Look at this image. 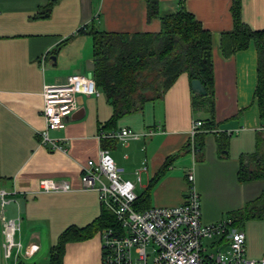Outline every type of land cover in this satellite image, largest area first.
Here are the masks:
<instances>
[{
  "label": "crops",
  "instance_id": "1",
  "mask_svg": "<svg viewBox=\"0 0 264 264\" xmlns=\"http://www.w3.org/2000/svg\"><path fill=\"white\" fill-rule=\"evenodd\" d=\"M161 15L180 8L191 13L212 36L210 59L214 87L216 132L228 136L221 152L217 133H205L199 154L183 151L189 143L193 120L207 114L194 113L192 90L185 73L163 94L145 104L140 113L122 117L114 127L103 126L112 108L98 89V95H76V108L65 127L48 131L50 139L64 150L41 145L44 128L40 115L43 86L63 84L67 76H91L93 26L106 32L157 33L160 20H147L145 0H0V188L8 192L3 209L6 218H19L16 239L21 254L5 259L0 226V264H49L48 252L58 235L69 226L83 227L96 218L101 204L92 190H82L81 168L97 160L102 148L99 130L128 128L136 133L151 130L150 136L109 144L108 153L122 168V178L135 183L134 192L143 197L165 160L173 157L165 172L148 192L145 208L173 207L182 203L190 182L200 197L201 220L205 224L230 220L229 214L254 201L264 189V180H237L239 158L252 153L257 136H264L255 96L257 84L256 45H249L224 57L220 35L233 27L232 0H158ZM52 3L48 17L38 13ZM241 19L252 30L264 31V0H241ZM225 150V151H224ZM141 171L135 182L134 171ZM41 179L69 182V191L43 192ZM141 208V206H140ZM145 210V209H144ZM234 228V226H232ZM245 235L246 256H264V220L245 221L239 228ZM37 245L32 254L25 249ZM204 252L227 250L223 238L204 240ZM100 233L66 245L62 264H101Z\"/></svg>",
  "mask_w": 264,
  "mask_h": 264
},
{
  "label": "trees",
  "instance_id": "2",
  "mask_svg": "<svg viewBox=\"0 0 264 264\" xmlns=\"http://www.w3.org/2000/svg\"><path fill=\"white\" fill-rule=\"evenodd\" d=\"M147 20L158 18L160 31L157 33H120L99 30L96 26L89 29L92 38V60L94 64L92 77L96 87L108 100L112 115L103 126L114 127L124 116L140 113L148 102L160 99L172 86L177 77L185 73L189 82L196 79L206 90L205 96L194 93L191 107L194 113L202 111L207 114L201 130L194 137L195 154L202 150V138L205 133H217L214 118V87L212 66L204 60L211 51L212 36L195 17L183 7L179 10L161 15L158 0H145ZM52 3L46 4L40 18L48 17ZM230 11L233 27L223 32L219 39L222 56L228 57L245 49L250 42L257 50V84L255 96L259 107L260 119L264 125V31L252 30L241 19V0H232ZM218 148L221 152L228 146V136L218 134ZM114 139H102V148ZM183 151L190 152L189 143ZM225 151V150H224ZM173 157L165 160L160 170L151 180L143 197L136 199V210H144L148 192L170 165ZM264 180V136H257L252 153L242 154L239 158L237 180L240 182ZM141 206V208H140ZM230 224L239 228L245 221L264 220V189L260 196L245 204L240 210L229 214ZM105 228H117L114 216L103 207L100 214L83 227L69 226L57 237L48 252L49 264H62L65 247L70 242L91 238Z\"/></svg>",
  "mask_w": 264,
  "mask_h": 264
},
{
  "label": "built area",
  "instance_id": "3",
  "mask_svg": "<svg viewBox=\"0 0 264 264\" xmlns=\"http://www.w3.org/2000/svg\"><path fill=\"white\" fill-rule=\"evenodd\" d=\"M98 95L99 91L91 76L72 74L63 84L43 86V107L40 115L44 128L39 132L40 144L51 150H64L63 146L48 136L49 130L65 127L67 118L76 108V95ZM203 121L191 122L188 132L190 153L196 152L194 137L201 130ZM151 130L136 133L128 128L99 130V139H114L123 144L129 140L152 135ZM145 166L135 169V182L141 180ZM123 170L115 165L106 149H100L97 160L89 159L81 168L82 190L96 193L101 206L108 210L117 222V228H105L100 232L101 264H264L261 259L246 256L245 235L231 226L230 220L205 224L201 220L200 197L193 186L194 176L187 173L190 182L181 204L173 207H150L136 210L135 183L122 178ZM39 190L43 192L69 191L67 181L41 179ZM8 192L0 188V226L2 253L5 259L23 253L16 239L20 229L19 218H6L3 209L8 204ZM223 238L227 250L204 252V240ZM37 245L24 251L32 254Z\"/></svg>",
  "mask_w": 264,
  "mask_h": 264
},
{
  "label": "water",
  "instance_id": "4",
  "mask_svg": "<svg viewBox=\"0 0 264 264\" xmlns=\"http://www.w3.org/2000/svg\"><path fill=\"white\" fill-rule=\"evenodd\" d=\"M204 60L207 63V65L209 66L211 65L210 52H207L205 54ZM190 85H191V90L195 95L198 96L206 95V90L199 80L196 79L192 80Z\"/></svg>",
  "mask_w": 264,
  "mask_h": 264
},
{
  "label": "rangeland",
  "instance_id": "5",
  "mask_svg": "<svg viewBox=\"0 0 264 264\" xmlns=\"http://www.w3.org/2000/svg\"><path fill=\"white\" fill-rule=\"evenodd\" d=\"M204 248V247H203ZM204 251H205V249H204Z\"/></svg>",
  "mask_w": 264,
  "mask_h": 264
}]
</instances>
